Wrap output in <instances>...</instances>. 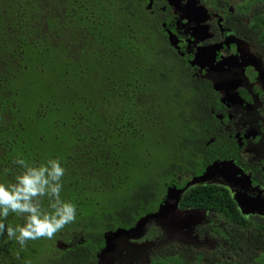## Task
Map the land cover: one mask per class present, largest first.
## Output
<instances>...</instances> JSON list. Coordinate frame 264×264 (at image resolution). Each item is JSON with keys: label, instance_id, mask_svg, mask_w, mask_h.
Returning <instances> with one entry per match:
<instances>
[{"label": "trees", "instance_id": "trees-1", "mask_svg": "<svg viewBox=\"0 0 264 264\" xmlns=\"http://www.w3.org/2000/svg\"><path fill=\"white\" fill-rule=\"evenodd\" d=\"M145 5L146 0H0V182H14L23 170L17 158L36 165L59 158L65 168L61 198L77 207L75 222L52 239L28 240L21 248L6 233L0 236V264H37L45 248L74 229L86 242L60 261L94 264L105 232L132 228L156 212L168 190L185 189L208 166L199 151L213 137L216 119L208 105L199 104V84L189 81ZM85 86L88 93L81 92ZM149 132H163L151 147H161L168 163L156 169L146 147ZM129 182L128 194L119 203L111 200L109 211L104 195H124ZM48 206L42 198V207ZM178 208L224 213L227 224L241 219L227 192L216 186L188 187ZM4 223L15 227L25 220L10 213ZM249 243L257 248L252 237ZM217 260L214 251L172 247L151 255L150 264H249Z\"/></svg>", "mask_w": 264, "mask_h": 264}, {"label": "flooded vegetation", "instance_id": "flooded-vegetation-1", "mask_svg": "<svg viewBox=\"0 0 264 264\" xmlns=\"http://www.w3.org/2000/svg\"><path fill=\"white\" fill-rule=\"evenodd\" d=\"M145 9L150 20L158 21L159 35L171 53L181 59L189 81L199 84L202 91L196 98L199 104L208 105L206 109L216 119L213 137L217 136L219 142L211 137L205 144L206 149L199 151L208 166L198 177L222 163H231L239 172L231 174L217 168L199 185L216 186L227 192L241 219L227 224L224 213L214 216L209 214L211 211L185 209V213H202L191 236L196 246L189 242L186 248L206 253L214 251L217 262L264 264V2L146 0ZM150 222L154 225L143 237L132 235L131 238L137 239L117 240L115 245L119 248L105 255H101L105 247L102 236L103 247L95 254L94 264H104L109 256L115 257L112 264H122L116 260L117 250L125 262L140 264L145 262L147 250H152L153 256L164 248H172L173 244L161 247V243L166 245L173 240V234L163 237L162 241L156 222ZM250 237L256 241L257 248L249 243ZM76 238L71 235L70 239L63 238L67 241L55 240L47 247L48 251L47 248L42 251L36 263L65 264L68 259L60 260L67 257L69 249L86 242L83 232L80 240L72 243ZM235 241H242L240 248H233Z\"/></svg>", "mask_w": 264, "mask_h": 264}, {"label": "clouds", "instance_id": "clouds-1", "mask_svg": "<svg viewBox=\"0 0 264 264\" xmlns=\"http://www.w3.org/2000/svg\"><path fill=\"white\" fill-rule=\"evenodd\" d=\"M22 171L14 182H0V236L7 234L21 248L28 240L52 239L66 225L76 220L77 207L61 198L65 168L59 158H49L39 165L17 158ZM49 200L48 209L42 207V198ZM10 213L22 216L23 225L5 224Z\"/></svg>", "mask_w": 264, "mask_h": 264}, {"label": "rangeland", "instance_id": "rangeland-1", "mask_svg": "<svg viewBox=\"0 0 264 264\" xmlns=\"http://www.w3.org/2000/svg\"><path fill=\"white\" fill-rule=\"evenodd\" d=\"M81 66H85L84 65V62L81 63ZM59 90H60V88H59ZM89 90H90V88L87 87V86H85V89L83 91H81V92L88 93ZM83 95H85V94H83ZM93 96H95V95H93ZM93 98L94 97H92V99ZM90 116H94V114L92 113ZM93 119H95V118L93 117ZM168 133H169V135L170 134L173 135L174 132L170 128V132H168ZM162 134H163V132H159V133H157V135L151 134L149 132L148 137H150V138H149L148 142L146 143V147L150 150L151 160L153 162H154V160H155V162H157L156 163V166L157 167H155V169L158 168L160 165H164V163H168V159L165 157V153H164V151H163V149L161 147H159V146H154V148L151 147L153 145V142L156 141L154 138L157 139V142L158 141H161L163 139L162 138ZM175 134H178V133H175ZM165 135H166V132H165ZM166 140L169 141L170 140V136L166 137ZM141 161H143V160H141ZM141 161L137 160V162H141ZM144 161H146V160H144ZM153 167H154V163L151 164V168H153ZM135 175L138 176L140 174L135 173ZM152 177H154V174L153 173H152ZM184 179H186V178H184ZM133 180H138V178H135ZM129 188H130V182L126 186V191H125V194L124 195L120 194V195L114 196V195L109 194V193L104 195V197H103L104 198L103 199L104 200V204L108 207L109 211H111V210L113 211L114 210L113 205L111 203V200L114 203H119L123 198H125V195L128 194ZM80 213L82 215L89 214V212L86 211V210H82V211H80ZM200 217H202V216H200ZM185 220H186L185 217L181 218L179 220L180 222L178 221L179 223L176 226H174V227L173 226H170L168 223L164 225V230H165V234L166 235L163 234V229L160 230V234H161V237H162V241H163V237L164 238H167V237L170 236V234H173V240L169 241L166 245H164L163 243H161V245H162L161 247H166V246H168L170 244H173V247L174 248L188 247V245L190 244L189 242H191L190 245L196 246V241H195L194 237H192L191 240H190V237L193 235V233H195V227H194V225H190V226L184 225L183 223L185 222ZM165 222L166 221H164L163 223H165ZM153 223L154 222H152V224ZM163 223H161V225ZM152 224H151V222H148L145 225V227L143 229V234H142L143 236L147 233V230L150 228V226H152ZM155 226H158V225L155 224ZM81 232L82 231L79 230V229H74V230L71 231V233H69V234L67 233L66 234L67 239H70V236L71 235L76 236L77 237L76 239L71 240L72 243L75 244L76 242H78L80 240V238H81ZM66 236H63L61 239L58 238V240H60V241L63 240L64 241L65 239H63V238H66ZM79 236H80V238H79ZM133 236H136V234H134ZM134 239L135 238H129L128 241H131V240H134ZM60 241H58V242H60ZM65 241H67V240H65ZM118 248H119V246L115 247V250L118 249ZM151 252H152V250H150V249L147 250V252L145 253V255L143 257V260L144 259H146V260H145L144 263L140 262V264H150V257L152 255ZM159 252H161V250ZM114 254H116V260L119 259L122 264H126V263L127 264H132L131 262H127V261L125 262L124 261L125 260L124 256H122L118 250ZM40 258H41V256L39 254L38 255V259L40 260ZM114 259H115L114 256H109V257H107L106 262L104 264H112V262H114Z\"/></svg>", "mask_w": 264, "mask_h": 264}, {"label": "water", "instance_id": "water-1", "mask_svg": "<svg viewBox=\"0 0 264 264\" xmlns=\"http://www.w3.org/2000/svg\"><path fill=\"white\" fill-rule=\"evenodd\" d=\"M217 168H221V170L227 171L231 174H237L239 173L238 170L235 168L234 165L231 163H222L218 165H214L210 168H208L205 173L198 178H193L187 185L186 188L195 186L197 184H203L208 180L209 174L216 170ZM184 193V190H176L175 188L170 189L167 191L165 199L160 204L158 210L156 213L146 215L142 218H140L135 225L128 229V230H121L118 229L114 232L106 233L104 235V241H105V247L101 251V255L108 254L110 252L115 251V242L120 239H129L132 237V235L136 234L135 237H143V229L145 225L150 221H155L156 224L159 226V229H163V234L165 235L164 225L169 224L170 226H176L180 221L181 218L185 217L186 220L183 223L186 226L195 225V222L200 219V216L202 213L199 212H183L178 211V204L181 200V196ZM166 221L162 225L159 224L157 221ZM179 221V222H178ZM135 238V239H137ZM191 240V237H190Z\"/></svg>", "mask_w": 264, "mask_h": 264}]
</instances>
